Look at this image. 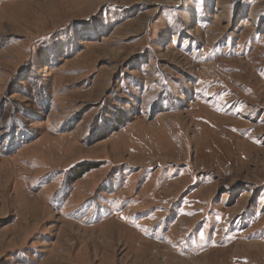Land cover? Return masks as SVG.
<instances>
[{"label": "rangeland", "instance_id": "rangeland-1", "mask_svg": "<svg viewBox=\"0 0 264 264\" xmlns=\"http://www.w3.org/2000/svg\"><path fill=\"white\" fill-rule=\"evenodd\" d=\"M0 264H264V0H0Z\"/></svg>", "mask_w": 264, "mask_h": 264}]
</instances>
